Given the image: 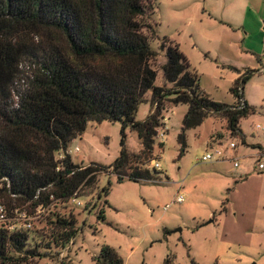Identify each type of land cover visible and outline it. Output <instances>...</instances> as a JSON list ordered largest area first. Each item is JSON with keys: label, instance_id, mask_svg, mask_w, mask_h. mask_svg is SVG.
Masks as SVG:
<instances>
[{"label": "trees", "instance_id": "trees-1", "mask_svg": "<svg viewBox=\"0 0 264 264\" xmlns=\"http://www.w3.org/2000/svg\"><path fill=\"white\" fill-rule=\"evenodd\" d=\"M153 12L151 0H0V204L31 210L40 203L34 198L39 189H45L41 203L49 206L80 200L95 188L108 168L56 160L88 123H121L122 150L110 166L119 183L155 182L160 172L150 167L167 102L189 108L178 138L182 155L186 132L212 115L227 120L231 135L246 143L241 122L256 111L247 101L240 107L256 72L247 71L231 89L237 104L212 100L179 47L158 37ZM156 39L158 50L151 46ZM161 53L166 61L159 86ZM147 103L149 115L139 122L137 113ZM127 128L138 134L141 153L125 145ZM102 194L107 198L109 188ZM52 224L54 244L68 246L76 235L74 220L59 217ZM30 233L1 230L0 264H37L36 249H28ZM94 262L125 264L111 246L102 247Z\"/></svg>", "mask_w": 264, "mask_h": 264}, {"label": "rangeland", "instance_id": "rangeland-1", "mask_svg": "<svg viewBox=\"0 0 264 264\" xmlns=\"http://www.w3.org/2000/svg\"><path fill=\"white\" fill-rule=\"evenodd\" d=\"M151 3L155 12L150 22L157 25L158 37L179 47L212 100L237 104L231 89L247 71L256 72L243 95L256 111L241 122L248 148L229 151L224 162L202 163L219 143L224 149L231 141L243 144L228 131L227 120L212 115L186 132L182 155L178 138L189 108L167 102L165 125L154 144L155 162L161 167L157 180L121 184L110 168L122 150L121 123H88L82 138L70 146L81 150L71 157L73 163L108 169L80 200L54 201L36 218L28 249H36L32 257L37 264H94L104 246L115 248L125 264H264V172L255 169L254 159L242 158L264 148V0ZM159 45L156 39L151 46L158 50ZM160 55L157 85L162 86L166 59ZM150 109V103L142 105L137 121L144 122ZM125 136L128 150L141 153L138 134L127 128ZM233 158H241L239 168H234ZM106 188L107 198L102 194ZM178 197L184 201L177 203ZM59 217L76 223V235L64 248L52 240L57 234L52 222Z\"/></svg>", "mask_w": 264, "mask_h": 264}, {"label": "built area", "instance_id": "built-area-1", "mask_svg": "<svg viewBox=\"0 0 264 264\" xmlns=\"http://www.w3.org/2000/svg\"><path fill=\"white\" fill-rule=\"evenodd\" d=\"M261 71H264V67L261 69ZM245 107V100L242 101L240 109H244ZM261 126H258L257 129H260ZM162 137L164 138L165 135L163 134ZM235 138V137H234ZM237 139V138H235ZM238 140V139H237ZM241 148H248L247 146L244 145V143H238L235 141H231L228 145V149H224L219 143V146L214 149L212 148L211 153H207L203 159H201L202 163H208V162H213V161H218V162H224L228 158V152L234 151L235 154L238 153V150ZM80 148L77 146L73 150V148L68 149L67 151H60L58 155H56V160L57 163L60 165H64L67 157H72L76 156L80 153ZM249 157L251 160L254 159L255 163V169L259 170L260 172H264V148L263 149H257V153L253 156H244L242 158H247ZM72 159V158H71ZM241 158H233L234 162V168H239L240 164L238 163V160ZM153 168L156 170H161V167L159 164H157L155 161L152 162ZM86 167V166H85ZM59 171L61 169H58ZM43 193H45L44 190H38L35 199L39 201L40 203L34 208V209H23L21 208H16L12 211H10L7 206L4 204H0V232L2 229H7L8 234H17V233H29L34 229V223L36 218H40L42 215L47 212L48 206L45 203H41V198ZM75 200L74 202H76ZM184 201L183 197H178L176 202L177 203H182Z\"/></svg>", "mask_w": 264, "mask_h": 264}]
</instances>
